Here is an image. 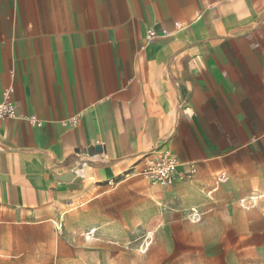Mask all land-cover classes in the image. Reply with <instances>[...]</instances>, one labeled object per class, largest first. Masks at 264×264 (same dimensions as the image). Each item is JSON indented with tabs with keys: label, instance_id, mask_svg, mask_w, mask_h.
Instances as JSON below:
<instances>
[{
	"label": "crops",
	"instance_id": "obj_1",
	"mask_svg": "<svg viewBox=\"0 0 264 264\" xmlns=\"http://www.w3.org/2000/svg\"><path fill=\"white\" fill-rule=\"evenodd\" d=\"M10 85L0 220L91 202L152 149L264 186V0H0V100Z\"/></svg>",
	"mask_w": 264,
	"mask_h": 264
},
{
	"label": "rangeland",
	"instance_id": "obj_2",
	"mask_svg": "<svg viewBox=\"0 0 264 264\" xmlns=\"http://www.w3.org/2000/svg\"><path fill=\"white\" fill-rule=\"evenodd\" d=\"M224 180L135 174L48 219L3 217L0 264H264V186Z\"/></svg>",
	"mask_w": 264,
	"mask_h": 264
},
{
	"label": "built area",
	"instance_id": "obj_3",
	"mask_svg": "<svg viewBox=\"0 0 264 264\" xmlns=\"http://www.w3.org/2000/svg\"><path fill=\"white\" fill-rule=\"evenodd\" d=\"M167 31L158 32L153 27L147 30V39L152 40L160 35H167ZM14 87L7 86L0 100V119L15 118L17 112L13 99ZM33 121L34 117H29ZM145 161L142 165L132 166L127 172L126 177L130 174L142 175L154 183L171 184L175 181H182L194 178L198 173V166L195 162H189L185 165L181 163L177 155L168 149H152L144 156ZM225 175H219L217 181H223ZM196 215L198 210L194 208Z\"/></svg>",
	"mask_w": 264,
	"mask_h": 264
},
{
	"label": "water",
	"instance_id": "obj_4",
	"mask_svg": "<svg viewBox=\"0 0 264 264\" xmlns=\"http://www.w3.org/2000/svg\"><path fill=\"white\" fill-rule=\"evenodd\" d=\"M89 152L93 154V149L91 148ZM60 180L67 181V182H73L75 185H77L78 183L82 181V177L81 175L77 174L76 171L72 170L65 175H61Z\"/></svg>",
	"mask_w": 264,
	"mask_h": 264
}]
</instances>
